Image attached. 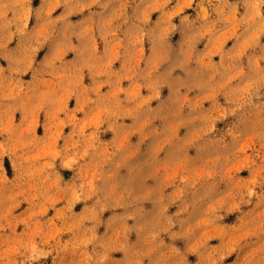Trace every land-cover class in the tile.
Instances as JSON below:
<instances>
[{
  "label": "rangeland",
  "instance_id": "rangeland-1",
  "mask_svg": "<svg viewBox=\"0 0 264 264\" xmlns=\"http://www.w3.org/2000/svg\"><path fill=\"white\" fill-rule=\"evenodd\" d=\"M0 264H264V0H0Z\"/></svg>",
  "mask_w": 264,
  "mask_h": 264
}]
</instances>
